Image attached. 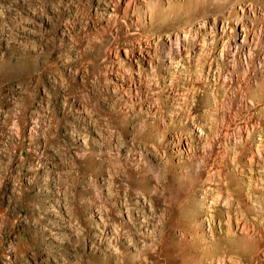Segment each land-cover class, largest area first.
<instances>
[{"label":"rangeland","instance_id":"obj_1","mask_svg":"<svg viewBox=\"0 0 264 264\" xmlns=\"http://www.w3.org/2000/svg\"><path fill=\"white\" fill-rule=\"evenodd\" d=\"M202 1L0 0V264H264V0Z\"/></svg>","mask_w":264,"mask_h":264},{"label":"bare ground","instance_id":"obj_2","mask_svg":"<svg viewBox=\"0 0 264 264\" xmlns=\"http://www.w3.org/2000/svg\"><path fill=\"white\" fill-rule=\"evenodd\" d=\"M201 4H206V1L204 0V1H202L201 2ZM208 5V4H207ZM257 5H259L260 6V10L262 11V14H260V16H258V14H256L255 13V19H254V21H258V22H256V25H259V24H261L262 25V27H264V3H261V4H257ZM206 6V5H205ZM254 6H256V5H253V7ZM197 15V14H196ZM257 15V16H256ZM201 29H203V27H201ZM255 36V35H254ZM257 40V41H256ZM253 44V46H252V48H250V50H249V55H250V59L252 58V55H254L255 54V52H256V49H257V47L258 46H260L261 44L263 45L264 44V35L261 33V34H259L258 36H255V38H253L252 39V43L250 44V45H252ZM248 45L249 44H246V47H248ZM250 47V46H249ZM224 52L226 53V55H225V57L226 58H224V60H223V62H222V64L221 65H219L218 64V67L216 68L217 70L216 71H213L212 70V72L211 73H214V75H211V74H209V78L211 79V77L212 76H214V77H212V79L213 80H215V82H216V80H219L220 79V77H221V72L223 71V70H225V71H227V66L228 67H232V69L234 68L233 66H231V63H232V61L234 60H232V58H234V57H236V56H234L233 54H230V52L229 51H227V50H224ZM239 53V52H238ZM237 53V54H238ZM230 55H232V58L230 57ZM229 62H231V63H229ZM261 64L262 65H260L259 66V73H260V75L262 76V78H260V80H262L263 82H264V61H262L261 62ZM173 69H175L174 68V66H171ZM172 72V71H171ZM171 72H169V74H171ZM197 73H199V71L197 72ZM186 78H184L183 80H185ZM223 79V78H222ZM172 80V79H171ZM258 80H256V82H257ZM184 84H185V82H183ZM217 84V83H216ZM215 84V85H216ZM173 85V84H172ZM174 86V88H172V89H170L169 90V87H168V99L169 100H174V101H176L177 100V98H179V97H173V95H176L177 93H175V86H176V84H174L173 85ZM181 86V85H180ZM179 88V87H178ZM187 88V87H186ZM177 89V88H176ZM179 90V89H178ZM264 90H262V92H263ZM264 93V92H263ZM262 93V94H263ZM180 94V93H179ZM263 96V95H262ZM168 100V101H169ZM171 102V101H170ZM151 108L153 107V105H151L150 106ZM216 112H219V111H217V109H216V111H215V109H212V112H211V115H209V116H207L206 115V117L208 118V120H209V123L210 124H212V122H214V121H212L211 122V117H213L212 115L213 114H216ZM223 112L222 111H220L219 112V114L221 115ZM225 113V112H224ZM223 120H225V118H226V115L225 114H223ZM208 122V121H207ZM201 132H202V130L201 129H199ZM246 132H247V134L248 135H250V130H249V128H247V130H246ZM208 134H206L205 133V136H207ZM251 136H252V134H251ZM233 139V138H232ZM234 139H235V143H234V145H236V146H238V145H241L240 143L242 142V136L240 135V134H238V133H236V134H234ZM262 140V139H261ZM260 140V143L258 144V152H259V155H260V150H261V146H264V143H263V141H261ZM232 144H231V142H230V144L229 145H227V147L229 148V146H231ZM207 146H209V149H211V148H213V144H212V142H208L207 143ZM235 149V148H234ZM228 150V149H227ZM236 150V149H235ZM264 150V149H263ZM264 153V152H263ZM261 157V156H260ZM264 157V156H263ZM248 160L250 161V166H252L251 167V170L250 171H253V170H259L258 172H257V175H261V176H264L263 175V173L260 171V167L261 166H259L260 164L259 163H257V156H255V155H252L251 157H248ZM261 162V161H260ZM262 167H264V161H263V164H262ZM262 173V174H261ZM126 179V178H125ZM128 179V181L130 182V179L129 178H127ZM126 179V180H127ZM115 180L116 181H118V182H120L121 180H123L124 181V179H121V178H119V177H115ZM261 181H263L264 179L262 178V179H260ZM132 191L130 190L129 191V193H131ZM249 197L250 198H253V199H256V196H254V193H252V192H249ZM255 201V200H254ZM214 216V215H213ZM229 216V218H228V223H229V229H231V228H233V226H234V224H233V221H232V219H231V216H230V214L228 215ZM209 222H211V223H214L215 221H214V218H212V220L211 221H209ZM245 222L246 221H244L243 219H241V218H238L237 217V219H236V224H237V227H238V230H239V228H241L242 229V231H245L247 228H246V224H245ZM214 228H212L211 227V225H210V231L211 230H213ZM232 232H234V230H231ZM241 233H243V232H241ZM239 242V241H238ZM243 243V242H242ZM241 243V244H242ZM246 243V242H245ZM238 245H239V243H237ZM241 244L238 246V247H235V248H239L240 250H241ZM233 246V245H232ZM224 249V248H223ZM244 250V249H243ZM223 252V251H222ZM221 254V251H220V248L219 249H216V251H215V253L213 254L214 256H215V259L217 260V262H218V264H223V262L225 263V261L226 262H231L232 261V259H231V257H230V259L229 260H225L224 259V255H220ZM217 257V258H216ZM204 258V257H203ZM214 259V258H213ZM197 260V259H196ZM216 260L215 261H213L214 262V264H215V262H216ZM128 263V262H127ZM232 264H237V262H235L234 260L232 261Z\"/></svg>","mask_w":264,"mask_h":264}]
</instances>
